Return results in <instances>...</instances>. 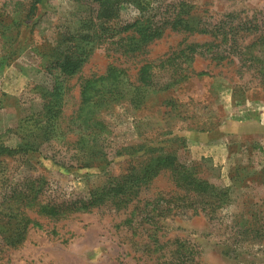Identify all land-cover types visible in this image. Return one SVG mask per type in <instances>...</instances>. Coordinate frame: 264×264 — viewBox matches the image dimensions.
<instances>
[{
  "label": "rangeland",
  "instance_id": "rangeland-1",
  "mask_svg": "<svg viewBox=\"0 0 264 264\" xmlns=\"http://www.w3.org/2000/svg\"><path fill=\"white\" fill-rule=\"evenodd\" d=\"M26 1L0 0V11H11L12 17V11L21 7L17 3ZM163 1L190 5L192 15L207 24H216L227 15H234L236 22L252 17L264 20V0ZM86 3L44 0L30 27L17 38V43L21 39L25 42V48L13 56L8 55L14 49L10 44L14 29L7 34L8 42L0 38V142L6 146L14 148L32 131V119L41 111V88L51 89L53 81L61 80L53 67L50 47L58 32L73 29L75 21L94 7ZM136 15V10L127 6L121 9L120 20L130 21ZM209 41L207 36L166 31L138 55L123 56L106 46L95 49L79 74L67 83L63 115L68 117L76 110L82 78L101 75L114 65L136 83L142 64L163 60L185 45ZM188 70L194 74L152 94L141 108L122 103L102 115L110 129L106 153L111 161L103 172L59 168L48 159L65 167L74 165L72 152L43 146L27 164L9 161L8 175L13 182L42 175L55 197H84L107 176L127 172L129 159L117 156V149L147 145L163 152L176 151L182 162L201 161V171L211 183L230 189L229 206L212 222L190 211L159 218L151 213L158 224L148 226L144 205L178 193L169 173L163 172L124 209L104 206L61 220L41 218L29 211L37 224L15 248L0 242V264H159L169 255L167 242L174 239L195 246L199 264H264V241L238 242L230 226L241 218L252 222L255 216L264 223V85L235 58L215 65L196 57ZM155 79L161 85L169 82L165 74H156ZM74 139L68 136L69 141ZM246 235L250 239L257 234L250 230Z\"/></svg>",
  "mask_w": 264,
  "mask_h": 264
},
{
  "label": "trees",
  "instance_id": "trees-1",
  "mask_svg": "<svg viewBox=\"0 0 264 264\" xmlns=\"http://www.w3.org/2000/svg\"><path fill=\"white\" fill-rule=\"evenodd\" d=\"M84 1L94 7L86 3L90 7L88 14L77 19L73 29L58 32L50 47L53 67L58 71L57 78L61 80L53 81L51 89L41 88V111L37 118L32 119V131L24 135L14 148L0 142V242L8 248L19 246L29 228L37 224L29 216V211L41 218L61 220L75 213L91 212L104 206L124 209L163 172L169 173L178 193L168 198L160 196L144 205L143 209L149 213L145 223L150 227L158 224L153 215L158 218L161 215L172 216L178 211H190L212 222L218 212L231 203L230 189L211 183L201 171V161L182 162L176 151L163 152L147 145L117 149V156L129 159L127 172L121 176H107L102 185L90 189L84 197H55L42 175L24 176L15 182L10 179L8 162L16 160L27 164L34 154H40L43 146L72 152L74 165L65 167L63 163L48 159L59 168H95L103 172L111 161L106 153L110 129L102 115L122 103L132 109L141 108L152 94L183 82L194 74L188 67L196 57L207 58L215 65L231 62L235 58L241 68L252 72L257 81L264 85L262 19L252 17L236 22L234 15H227L216 24H207L194 17L193 8L182 1ZM43 2L27 0L22 4L17 3L21 7L12 11V17L9 15L11 11H0V38L8 42L7 34L14 29V37L10 41L14 49L8 56L25 48V42L21 39L17 43V38H21L22 32L30 27V21L36 17ZM127 6L133 7L137 15L130 21H122L120 11ZM166 31L207 36L210 41L185 45L163 60L142 64L137 72L136 83L130 82L124 69L114 65H109L101 75L82 78L78 85L76 110L68 117L63 115L68 102L65 99L67 83L79 74L95 49L106 46L123 56L138 55ZM247 38L250 40L245 43ZM156 74H165L168 84H158ZM69 135L75 137L74 141L68 140ZM137 154H140L139 157H136ZM233 177L230 179L233 180ZM230 226L235 230L234 236L238 242L264 241V223L258 221L256 216L252 222L241 218L234 220ZM250 230L257 235L248 239L246 234ZM166 245L171 247L169 255L159 264H199L195 246L178 239Z\"/></svg>",
  "mask_w": 264,
  "mask_h": 264
}]
</instances>
